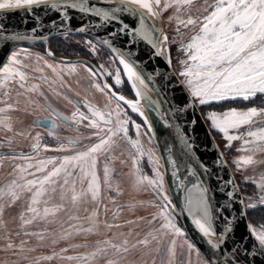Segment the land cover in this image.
Here are the masks:
<instances>
[{"label": "snow or ice", "instance_id": "1", "mask_svg": "<svg viewBox=\"0 0 264 264\" xmlns=\"http://www.w3.org/2000/svg\"><path fill=\"white\" fill-rule=\"evenodd\" d=\"M45 5L48 9L55 10L57 16L63 9L64 14L68 16V23L75 18L73 10H79L81 14H89V19L84 20L82 17L80 25L75 28L80 33L89 32L87 25L93 19L103 22V24L98 23L93 27L108 25L110 31H107L106 35L97 34L94 40L89 39L86 43L93 54L106 48L111 53L106 63L113 70L105 68L103 63H99V66L95 68L82 63L91 86L105 96L107 103L103 109L85 98L82 102V107L87 110L85 112L81 109V102L68 100L75 108L70 116L50 109L52 118H45V126L49 127L50 135H54L55 130L59 127L57 120L70 126L74 125L76 128L87 121L84 126L94 130L92 135L97 137L98 142L91 146L85 145L81 149L77 146L79 137L77 139L66 138L67 143H60L57 148L51 150L70 152V155H65L62 158H38L41 150L38 134L34 138L35 143L31 146L33 154L10 157L0 155V162L5 159H20L26 162L24 165H15L14 172L18 175L3 188H0V231H4V235L0 236V239L6 241L3 250H12L13 255L18 254L17 246L11 240L12 234L5 231L6 222L3 220L5 200L8 202L7 206L10 207L20 200L25 192L31 193V196L26 211L20 214V231L15 233L17 236L23 233L27 237L36 236L40 241H43L45 239L43 231L29 232L26 229L37 222L53 223L58 213L66 211L65 202L69 199V193H71L70 202L74 206L81 201L91 202L97 205V210L92 211L84 218L89 222L88 227H84L82 224H69L68 228H64L61 225L62 239H67L73 234L98 232L101 226L109 231L114 227H123L122 224H112L98 218V209L101 206V180L96 170L97 158L101 153L110 154L112 147L116 144V138H119L125 141L134 153L131 172L134 186L137 188L146 187L155 196V200L149 201L148 204L156 207L158 211L148 223L153 224L157 219L160 220L158 228L150 230L143 239L137 240L131 247L136 248L140 245L148 247L155 241L157 245L155 251L158 252L163 237L171 235L173 240L169 251L173 255L177 238H184L189 253L195 251L199 255V249L187 240V233L179 226L176 219V209L179 204L174 203L170 195L171 180L166 182L167 169L161 163V156L157 155L152 148L146 149L142 141V136L147 138L149 143L156 137L153 121L145 115V109H147L153 114L160 112L161 126L168 131V135L171 137L172 143L166 142L164 145L166 151L172 156L171 160L166 163L171 164L170 175L176 179L177 186L183 189L184 210L192 218L191 222L198 233L202 237L208 238L207 243L210 249L219 250L223 254L227 247L226 236L231 235L233 225L228 221L231 213L229 212L228 216L222 214L232 205L230 203L212 204L216 195L211 189L212 170L208 165L203 164V161L194 160L192 154L195 152L196 146L191 138V133L185 132L177 121L181 120V116L186 110L195 109L197 104L203 106L213 102L237 99L250 101L258 94L264 96V0H107L106 5H104V0H2L0 10L34 9L37 6L44 10ZM170 9L172 14L168 20L169 22L174 20L177 24L176 36L172 38L171 42L169 36L164 33L163 27H156L150 23L151 17L160 19L163 13ZM117 13H127L128 15L127 17L118 16ZM52 23H55V20ZM62 23L64 22L62 21ZM137 23L139 27H137ZM113 25L115 26L112 27ZM182 29H188L192 33L186 43L184 42L185 32ZM31 31L35 32V27ZM0 35H2L4 46L15 41L33 38L15 33ZM143 41H147V44L151 46V54L148 59L162 57L169 67L172 64L169 45L170 43H179L178 51L183 52L185 58L180 60L182 70L173 75L182 78L176 83L183 85L186 92L187 99L184 103H177L174 99L168 98L171 77L168 78L169 85L166 87L154 82V76L159 75L155 69L153 73L147 75L143 73V69L137 70L139 65L133 59V51L138 42ZM47 54L53 55L50 50ZM22 55L24 59H27L31 53L28 49L22 48L11 51L8 63L0 65V96L5 98L0 100V103L5 104V107H0V125H3L8 131L12 130L11 125L7 123L10 117L3 114L9 110H16V106L19 104V100L15 103L7 102L11 98L10 92L13 85L29 94L38 93L39 97L47 100L44 92L39 90L40 85L26 87L29 75L24 69L28 65L21 59ZM41 61L45 67L56 73V80L48 81L47 77H41L49 83L50 87L57 82L61 87L65 86L61 75L65 67L69 73H76L78 70L77 64L58 68L44 60L43 56H37V63ZM116 64L121 67H115ZM121 72H123V77ZM108 80H112V83H109ZM125 81L128 82L135 99H128L120 93L118 86L122 87ZM148 90L156 93V100L148 95ZM53 91L56 90L53 89ZM24 92H18V96L24 95ZM56 94L62 95L59 91ZM77 95L79 94L77 93ZM64 98L68 99L66 96ZM25 99L29 105L38 103L31 99L30 95ZM112 101H115V107H112ZM162 105H168V107L161 111ZM128 110L137 114L142 123L134 121L129 116ZM262 117H264V108L250 107L245 111L233 108L223 113L210 112L205 118L214 130L223 134L226 141L231 142L243 138L245 147L242 150L264 152V127L248 130L244 136L229 134L230 130H238L246 125H252ZM189 123L195 124V120ZM37 124H40L39 120ZM130 126L134 130L135 138L129 134ZM54 138L59 140L58 136ZM226 146L230 147L231 144ZM43 148L45 151L49 150L47 145H44ZM145 157L151 165L153 176H149L143 171L141 161ZM108 159H112L111 155H108ZM241 163L252 165L257 161L253 156H246L237 161L238 166ZM112 171L106 163L103 168V179L109 189L113 187L111 183ZM29 176L32 178L28 179ZM85 182H87L86 187H84ZM223 183L225 186L228 184L235 186V182L232 180L223 181ZM77 184L81 186L79 191ZM219 185L220 181L217 183L218 190ZM258 187L262 194L258 197L257 203L249 202L247 207L250 209L256 208L258 204L264 206V175L260 177ZM57 192H59L62 203L52 205L51 200ZM233 195V192L228 191L224 199L227 200ZM41 205H43L42 208ZM127 207L131 211L135 205ZM103 208L106 213L107 206L104 205ZM118 217L119 209L113 213L114 220ZM80 219L79 216H69L70 221H79ZM220 219L224 220V227L217 231V221ZM126 223L131 225L137 222L129 220ZM249 232L255 237L253 247L258 245L259 248L264 249V225L259 228L249 225ZM156 233L160 235H156ZM213 237L215 240L212 239ZM55 242L54 240L53 243ZM28 243V240L20 241L18 251L24 252V245ZM97 244L96 250L87 255L62 258L69 261H88L95 259L98 255L107 256L109 247L114 249L117 254L127 253L130 250L127 238L123 239L120 244L113 243L111 240L98 241ZM32 250L34 249H29V251ZM62 251L67 252L68 249ZM245 251L251 253V248H247ZM228 252L232 253V258L227 261V264H240L241 250L228 248ZM53 258V256H45L42 259L51 260ZM37 264H39L38 261ZM107 264H119V261L109 259ZM204 264H212L211 255L205 258Z\"/></svg>", "mask_w": 264, "mask_h": 264}, {"label": "rangeland", "instance_id": "2", "mask_svg": "<svg viewBox=\"0 0 264 264\" xmlns=\"http://www.w3.org/2000/svg\"><path fill=\"white\" fill-rule=\"evenodd\" d=\"M171 14L172 10L170 9L168 12L163 13L161 17L165 28V34L169 36L170 42L172 38L176 36L175 29L177 27L176 21L173 20L169 22L168 20V17ZM182 30L185 32L184 42L186 43L188 41V37L192 33L188 29ZM56 38L57 39L54 41V43L56 46H60L59 49L56 50L58 52H62L63 50L64 53L72 56L68 58H88L94 61L98 66L99 63H103L105 68H108L110 71L113 70L109 67L108 63H106L108 57L111 55V53L106 48H102L99 53L93 54L87 47V40L92 38L81 35H64ZM169 46L173 67L175 68L177 73H179L182 70L180 60L185 58V54L181 51H178L179 43H170ZM97 47H99V45H97ZM21 48L28 49L31 53V56L27 59H24L23 55L21 56V59L24 60V63L28 65V67L24 69L29 75L26 87H32L33 85L37 84L40 85L39 90L44 92L45 96H47V100L45 101L43 98L39 97L38 93L29 94L27 92H24L23 89H18L16 85L12 86L10 92L11 98L8 99L7 102L15 103L17 100H19V104L16 106V110H9L7 113L3 114L10 117V120H8L7 123L11 125L12 130L8 131L7 128H5L3 125H0V155L10 157L20 156L21 154H33L31 146L35 143L34 138L38 134L41 143V150L39 152L38 158H62L65 155H70V152L51 150L57 148L60 143H67L66 138L77 139L79 137L80 139L78 140L77 146H91L92 144L98 142L97 137L92 135L94 131L93 129H91V131H85L86 127L84 126V124L87 123V121H85L84 124L80 125L79 128H76V126L64 125L63 131L54 133V135H50L49 132L39 128L35 123L36 119L39 116L47 115L50 113V111L46 107V104L48 102L50 103L55 101V98L56 100H58L60 107L64 108V110L66 111H69L70 115L75 110V108L73 104L68 102V100L73 101L74 99H76L80 102H83V100L86 98L97 107H100L101 109L104 108V105L107 103L105 96L91 86L90 80L88 79V74L83 70L82 62L63 63L53 60L48 56L46 45L44 44H34ZM52 52L55 53L53 49ZM37 56H43L44 60H46L50 64L57 66L58 68L64 67L65 65L77 64L78 70L76 73H69L68 69L65 67L64 72L61 73L65 81V86L61 87L59 82H57L50 87L49 83L41 77H47L48 81L56 80V73H53L51 69L45 67L43 61L37 63ZM63 57L67 58L65 56ZM115 67L121 66L116 64ZM121 76L123 77V72H121ZM126 84L129 85L128 82L125 81L122 87H125ZM53 89H55L56 91H53ZM57 91L62 93V95H57ZM18 92H24V95L18 96ZM52 92L55 93V98ZM77 93L79 95H77ZM29 95L31 96V99L38 101V103L29 105L25 99V97ZM65 96L68 98L67 100L64 98ZM258 96H261V99L264 100V96L258 94L256 97ZM132 97L133 98H126L135 99L133 92ZM4 99V97L0 96V100ZM0 107H5V104L0 103ZM112 107H115V101H112ZM81 109L87 112V110L82 106ZM237 110L245 111L247 109ZM210 112L214 111H207L205 113V117ZM128 114L137 123H142L141 118H139L137 114L132 113L130 110H128ZM207 122L215 133V137L227 160L229 161V164L231 165V168L240 184L241 189H244L246 207L249 202L257 203L258 197L262 194L261 190L258 187V183L260 177L264 175V152H250L242 150L245 147L243 138L228 142L226 141L222 133L214 130L210 122L208 120ZM260 127H264V117L259 118L258 121L252 125H246L238 130H230L229 134L244 136L248 130H256ZM130 128L132 127L130 126ZM130 128L129 134L132 135L133 138H135L134 130L133 128ZM46 136L49 138V140L46 138ZM55 136H58L59 140L54 138ZM142 141L146 149L152 148L154 151H156L157 155H160L155 140L149 143L147 138L142 136ZM229 143L231 144V146L227 147L226 145ZM44 145H47V148L49 150L45 151L43 148ZM84 146H82L81 149H83ZM236 147H238L239 149V153L237 155L235 153ZM108 155H111V160L108 159ZM108 155L101 153L97 158L96 170L101 180V206L98 209V218L102 221L107 220L108 223L122 224L124 226L121 228L114 227L110 231L101 226L98 232L80 235L73 234L67 239H62L61 225H63L64 228H68L69 224H82L84 227H88L89 222L84 218L88 216L92 211L97 210V205L91 202L84 203L83 201H81L74 206L70 202L71 193H69V199L65 202L66 211L58 213L53 223L37 222L33 225H30L26 229L29 232L43 231L45 233V239L43 241H40L36 236L27 237L23 235V233L17 236L15 235V233L17 231H20V214L26 211L28 207V201L31 196V193L25 192L21 196L20 200H18L10 207L7 206L8 202L7 200H5L6 207L3 215V220L6 222L5 231L12 234L11 240L14 245L17 246L16 250L18 254L13 255L12 250H3L6 241L0 239V264H37V261L39 262V264H107V261L109 259L117 260L119 261V264H204L205 258L201 255L200 252L199 255H197L195 251L189 253L187 244L184 243V238L176 239L174 255L169 251L171 247V241L173 240V237L171 235H166L163 237L160 242L158 252L155 251L157 247L155 241H153L148 247H144L142 245L136 248L131 247V245L137 240L143 239L150 230L158 228L160 225V220L158 219L153 224L148 223V221L151 220L153 215L158 211L156 207L148 204L149 201L155 200V196L150 190H147L146 187L137 188L134 186V178L131 175L133 169L132 155H134V153L125 141L116 138V144L112 147L111 152ZM246 156H253L254 160L257 161V163H253V166L244 165L241 163L238 166L237 161ZM25 163V161L20 159H5L0 162V188H3L18 175L14 172L15 165H24ZM106 163L108 164V167L113 170L111 181L113 187L111 189H109L107 185H105L103 179V168ZM141 166L145 173H147L149 176H153L151 165L147 162L146 157L141 161ZM240 169H242V171ZM27 178L31 179L32 177L29 176ZM20 182L23 183V181ZM86 186L87 182H85L84 187ZM80 187L81 186L77 184L78 191L80 190ZM117 192H119V194H117ZM112 201H115V203H112ZM59 203H62V201L59 198V192H57L51 200V204L55 205ZM104 205H106L108 209L106 213L103 208ZM128 205H135V208L130 211L127 207ZM40 207L42 208L43 205H41ZM257 207H260V205L258 204ZM85 209H87V211H85ZM117 209H119V217L118 219L114 220L113 213L116 212ZM247 210L252 209L247 207ZM73 215L79 216L81 219L79 221H70L69 216ZM176 219L179 226L185 231L178 217V214L176 216ZM129 220L136 221L137 223L129 225L126 223ZM252 226L259 228L262 225ZM121 233H123V235H121ZM129 233H131V235H129ZM3 235L4 231H0V236ZM156 235L160 234L156 233ZM125 238L129 240L128 247L130 250L127 253L122 252L117 254L114 249L109 247L107 256L98 255L95 259H90L88 261H69L66 258H62L67 256L87 255L96 250L98 241L102 242L104 240H111L113 243L120 244ZM22 240H28L29 243L24 245V252H19L18 249L20 241ZM54 240L56 241L55 243H53ZM187 240L191 242L188 235ZM29 249L34 250L29 251ZM63 249H68V251L64 252L62 251ZM45 256H53L54 258L51 260L42 259ZM25 257H27V259H25Z\"/></svg>", "mask_w": 264, "mask_h": 264}, {"label": "water", "instance_id": "3", "mask_svg": "<svg viewBox=\"0 0 264 264\" xmlns=\"http://www.w3.org/2000/svg\"><path fill=\"white\" fill-rule=\"evenodd\" d=\"M107 4V0H104V5ZM101 5V6H104ZM74 19L68 23V16L64 14L63 9L60 10L59 16L55 10L48 9L47 5L44 6V10H41L39 6L33 8H21V9H4L0 10V34H19L28 35L30 39L15 41L8 46H4L2 41V35H0V65L6 64L9 59V54L18 48L34 45V44H44L46 45L47 53L50 50L52 52L50 41L56 37L64 35H81L92 39H95L97 34L101 36L106 35L107 31H110L108 25L101 27H93L95 24H103L102 21H97L95 19L90 20L88 23L89 32L80 33L76 31L77 25H80L81 19H89V14H81L79 10H73ZM117 15H124L127 17V13H117ZM55 20V23L52 21ZM62 21L64 23H62ZM131 22V21H126ZM119 23V22H117ZM150 23L156 25V27H163L165 33V28L163 22L155 17L150 18ZM83 26V25H81ZM113 25L112 27H114ZM35 27L36 31L32 32L31 29ZM137 27L139 24L137 23ZM53 53V52H52ZM151 54V46L147 44V41L138 42L136 49L133 51V59L136 60L139 65L138 71L143 69L145 75L153 73L154 69L159 73L158 76H154V82L157 85H169V77H171V86L168 88V98L174 99L177 103H184L187 99L186 92L183 85L177 84L176 81L181 79L178 75H173L177 73L173 64L171 67L167 65L162 57H156L149 60L148 57ZM49 56V55H48ZM51 59L63 63H86L90 66L98 67L93 61L87 58H64L57 56L53 53L49 56ZM151 89V85H150ZM148 95L152 97L153 100L157 99L156 93L152 90H148ZM143 104V101H142ZM168 105H162L161 111ZM149 120L153 121V126L156 131L155 141L161 156L162 164L164 168L167 169L165 174L166 182L171 180L170 195L173 198L174 203H178L179 207L176 209L178 217L189 237L191 242L195 245L201 255L206 258L211 255L212 264H227V261L232 258V253L228 252V248H238L240 252V264H264V249L253 247L255 237L249 232V225L252 226L249 217L248 210L246 207L245 198L240 187V184L227 160L223 150L221 149L213 130L211 129L209 123L207 122L205 116L203 115L199 105L197 104L195 109L186 110L182 114L181 120L177 123L181 124L185 132L191 133V138L195 143L196 150L192 154L194 160L197 162L203 161V164L208 165L212 170L213 178L211 179V189L212 192L216 193L212 200L213 205H224L230 203L232 207H229L223 216L228 217V221L233 225V231L230 236H226L227 247L224 249L223 254L219 250H211L207 243V239L202 237L198 233V230L191 222V217H189L184 210L183 203V189L177 186V181L175 178L171 177L172 166L166 161H170L172 156L164 148L165 143H172L171 137L168 135V131L161 126L160 112H149L145 109ZM40 124H37V121ZM195 120V124L189 123ZM45 118H37L36 124L45 126ZM222 178V180H221ZM232 180L235 182L233 184H228L225 186L223 181ZM220 181L219 190L217 189V183ZM188 183V181H185ZM190 186V184H189ZM228 191L234 193L233 196L229 197L227 200L224 196ZM219 211V209H217ZM246 213V215H245ZM224 227V220L220 219L217 221V231ZM215 240V237H213ZM251 248V253L245 251V249Z\"/></svg>", "mask_w": 264, "mask_h": 264}, {"label": "trees", "instance_id": "4", "mask_svg": "<svg viewBox=\"0 0 264 264\" xmlns=\"http://www.w3.org/2000/svg\"><path fill=\"white\" fill-rule=\"evenodd\" d=\"M56 39L57 38H54L50 41L51 46H52L51 48L56 53V55L60 56V57L65 56L67 58L72 57V56L64 53L63 50H62V52H58L56 50V49H59V47H60V46L55 45L54 41ZM125 88H126L127 92L129 93V95L132 96V91H131L129 85L126 84ZM261 98H262L261 96H258V97H255L254 99L250 100V101H243L241 99L226 100V101H223L220 103H212L209 105H204V106H199V107H200L204 116H205V113L207 111L224 112L226 110L233 109V108H235V109H248L250 107L261 108V107H264V100ZM242 192L244 195L245 192H244L243 188H242ZM248 217H249V220H250L252 225H254V226L264 225V206H260V207H257L255 209L248 210Z\"/></svg>", "mask_w": 264, "mask_h": 264}, {"label": "flooded vegetation", "instance_id": "5", "mask_svg": "<svg viewBox=\"0 0 264 264\" xmlns=\"http://www.w3.org/2000/svg\"><path fill=\"white\" fill-rule=\"evenodd\" d=\"M87 59H88V58H87ZM91 61H92V60H91ZM93 62H94V61H93ZM94 63H95V62H94ZM95 64H96V63H95ZM96 65H97V64H96ZM97 66H98V65H97ZM108 81H109V83H112V80H108ZM118 87H119L120 93L124 94V95H125L126 97H128V98H133L131 95H129V93L127 92V90H126L125 87H120V86H118ZM52 94H53V96H54V98H55V97H56V96H55V93L52 92ZM73 101L80 102L79 100H76V99H74ZM81 106H82V102H81ZM46 107L48 108V110L50 111V113L47 114V115L39 116L38 118H52V112H51L50 109H55L56 111H59V112L63 113V114L66 115V116H70L69 111H66V110H64V108L60 107L59 102H58V100H56V98H55V101L50 102V103L48 102V103L46 104ZM35 123H36V121H35ZM57 123L59 124V127L55 130V133H58V132H60V131H63V129H64V125H66V126H70V125H68V124H65V123L59 121V120H57ZM85 124H87V123H85ZM36 125H37V124H36ZM37 126H38L39 128H41V129H43V130L49 132V127L42 126V125H37ZM73 126H74V125H73ZM130 129H132V128H130ZM85 131H91V128H87V127H86ZM46 138L49 140V138H48L47 136H46ZM82 146H84V145H82ZM82 146L80 145V146H78V147L81 148Z\"/></svg>", "mask_w": 264, "mask_h": 264}, {"label": "crops", "instance_id": "6", "mask_svg": "<svg viewBox=\"0 0 264 264\" xmlns=\"http://www.w3.org/2000/svg\"><path fill=\"white\" fill-rule=\"evenodd\" d=\"M236 155L239 153V149H238V147H236Z\"/></svg>", "mask_w": 264, "mask_h": 264}, {"label": "bare ground", "instance_id": "7", "mask_svg": "<svg viewBox=\"0 0 264 264\" xmlns=\"http://www.w3.org/2000/svg\"><path fill=\"white\" fill-rule=\"evenodd\" d=\"M0 2H2V0H0ZM179 54V53H178ZM141 103H142V101H141ZM145 115L147 116V114H146V112H145ZM253 166V165H252ZM238 170V169H237ZM241 171H242V169H240ZM239 171V170H238ZM213 239V238H212Z\"/></svg>", "mask_w": 264, "mask_h": 264}]
</instances>
